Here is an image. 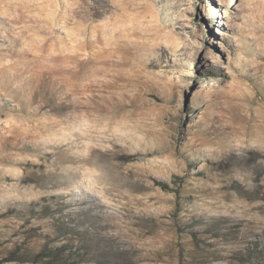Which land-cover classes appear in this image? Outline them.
Returning <instances> with one entry per match:
<instances>
[{
	"label": "rangeland",
	"instance_id": "obj_1",
	"mask_svg": "<svg viewBox=\"0 0 264 264\" xmlns=\"http://www.w3.org/2000/svg\"><path fill=\"white\" fill-rule=\"evenodd\" d=\"M60 224L80 264H264V0H0V264Z\"/></svg>",
	"mask_w": 264,
	"mask_h": 264
},
{
	"label": "trees",
	"instance_id": "obj_2",
	"mask_svg": "<svg viewBox=\"0 0 264 264\" xmlns=\"http://www.w3.org/2000/svg\"><path fill=\"white\" fill-rule=\"evenodd\" d=\"M46 209L45 207L44 210ZM55 231L60 236L58 240L61 243L60 246L53 249L45 243L31 256H28L29 254H26L24 251L21 252L20 248H16L8 254L5 261L15 264H80L89 262V260L84 261L82 259V255L89 250L88 245L83 244L76 248L72 247L73 240L71 237L68 238L72 233V228L60 224V226L55 228Z\"/></svg>",
	"mask_w": 264,
	"mask_h": 264
}]
</instances>
